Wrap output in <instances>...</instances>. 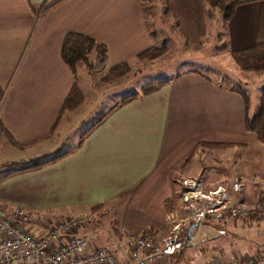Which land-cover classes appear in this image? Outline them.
<instances>
[{"label": "crops", "instance_id": "0c3cea01", "mask_svg": "<svg viewBox=\"0 0 264 264\" xmlns=\"http://www.w3.org/2000/svg\"><path fill=\"white\" fill-rule=\"evenodd\" d=\"M240 1L225 22L219 8L211 7L208 0H0V122L11 137L0 132V148L8 140V151L19 158L0 163L26 162L62 150L60 153L67 154L61 159L36 170H57L59 190L75 196L73 204L71 195L64 197L74 207L71 215L93 214V227L97 217L111 210L120 215L117 209L122 208L127 222L138 223V231L164 222L177 172L194 170L200 158L204 159L203 167L214 157L220 164L229 157L227 162L233 164L238 157L231 158V151L263 144L246 128L242 95L198 70H187L171 80L156 81L166 84L114 111L84 137L80 146L83 134L76 144L65 147L72 129L84 122L99 99L84 106L88 87L78 85V77L88 72L78 67L76 73L72 72L61 57L62 41L72 32L104 44V66L109 71L125 62L138 64L143 60L138 56L161 46L162 33L172 31V27L177 32L205 37L212 28L218 31L221 26L231 56L232 51L264 46V0ZM126 79L120 78V83ZM110 83L103 77L101 88L111 87ZM74 85L83 93V101L73 110L62 111ZM200 144L233 146L201 147L183 168ZM204 150L217 153L212 157ZM222 186L207 188L217 190ZM142 190L147 191L151 203L130 211L126 197ZM86 230L84 234L92 241ZM214 253L225 258L222 249L208 255Z\"/></svg>", "mask_w": 264, "mask_h": 264}, {"label": "rangeland", "instance_id": "374dc122", "mask_svg": "<svg viewBox=\"0 0 264 264\" xmlns=\"http://www.w3.org/2000/svg\"><path fill=\"white\" fill-rule=\"evenodd\" d=\"M147 7L150 8L149 5ZM219 10L220 16H223L220 8ZM154 28H158L155 23ZM171 29L172 31L162 33L163 36L160 37L161 46H166V54L157 58L156 62L140 60L138 64L130 66V72L124 75L128 79L122 84L120 77L110 80L111 87L101 88L102 78L106 77L109 71L104 64H100L95 59L94 53L91 54L95 62L92 70L84 65L78 66L79 71L88 72L86 76L78 77V85L84 83L85 87H88V96H86L88 100L84 106H91L97 98L99 100L98 105L84 122L72 129L65 147L76 144L79 140L78 136L104 117L120 98L140 92L142 86L149 82L171 80L191 69L202 72L222 86L247 92L254 109L257 108L260 92L264 89V71L245 72L238 68L229 55L228 38L223 27L220 26L218 31L212 28L205 37L198 36L197 33L177 32L174 31L175 27ZM7 145L9 141L4 140L0 148V160L18 158V155L14 157V154L8 151ZM204 151L212 157L217 153L215 150ZM60 152L62 150L58 149L47 156L52 157ZM231 152L233 153L230 155L231 158L242 157V154L243 158H237L238 161L234 160V163L230 164L227 162L229 158L227 157L225 162L220 164L214 157L205 161V167H203L204 159L200 158L194 163L196 166L194 170L185 168L175 174L174 191L167 201L168 211L164 222L138 231L136 227L139 226L138 223L130 224L127 222L129 218L124 217L123 209L115 208L120 215L112 213L110 209L111 211L97 217L96 224L86 230V233H89L96 246L106 248L120 258H124L132 248L133 237L151 233L156 238L163 239L176 224H181V227L185 228L195 223L188 219L196 217L201 209L215 205H225L229 208L240 203L252 209L264 208L261 202L264 199V145L249 146L247 149L237 148ZM222 153L226 156L228 154V152H218V155H223ZM51 170L53 169L27 170L0 180V203L6 207L19 206L26 209L33 215L34 222L39 224V229L60 218L73 216L71 214L74 207L70 206L67 197L66 203L64 197L71 195L73 204L75 196L73 193L59 190L57 170L55 172ZM4 172L0 170V176ZM186 177L191 179L186 180ZM218 184L223 186L218 187L217 190L207 188H216ZM205 194L210 195L208 200L202 198ZM147 196V191L142 190L126 197L129 210L133 212L136 208L151 203L147 200ZM199 225L201 228L198 230L196 227L192 232L189 241L192 244L181 255L170 258L164 264H226L235 257L242 262L258 261L264 264V215L260 214L258 218L225 217L221 220L208 217ZM220 249L225 256L224 259H220L215 253L208 255Z\"/></svg>", "mask_w": 264, "mask_h": 264}, {"label": "built area", "instance_id": "2783aa9c", "mask_svg": "<svg viewBox=\"0 0 264 264\" xmlns=\"http://www.w3.org/2000/svg\"><path fill=\"white\" fill-rule=\"evenodd\" d=\"M203 196L207 200L210 197L209 194ZM259 213L264 215V209H252L244 203L229 208L215 205L199 210L196 217L188 220L201 223L208 217L219 220L252 218ZM94 221L93 214L71 216L39 229V224L26 209L0 204V264H164L191 240L186 234L188 226L183 228L176 224L163 239L151 233L133 237L129 254L120 258L116 253L96 246L84 234ZM227 262L260 264L258 261L242 262L236 257Z\"/></svg>", "mask_w": 264, "mask_h": 264}, {"label": "trees", "instance_id": "16d2710c", "mask_svg": "<svg viewBox=\"0 0 264 264\" xmlns=\"http://www.w3.org/2000/svg\"><path fill=\"white\" fill-rule=\"evenodd\" d=\"M145 3L152 2V0H144ZM209 4L213 8H220L225 22L230 20L234 13L235 7L241 2L240 0H208ZM259 51V52H258ZM95 54V59L104 64L107 58V48L104 44L97 42L93 37L81 33H67L64 36L61 45V57L63 61L70 67L73 73H76L77 67L84 65L89 70H92L95 66L94 60H92L91 54ZM166 54V46H156L141 53L138 58L143 60H155ZM231 57L240 70L245 72H262L264 71V46H259L249 51H232ZM95 60V61H96ZM127 72H130L129 63H121L114 66L109 70L108 75L105 77L107 80H114L123 77ZM166 84L165 81L147 83L145 84L140 93L131 94L129 96L120 99L110 111H108L104 117H102L96 124L89 130H86L80 138L79 145L82 143L84 137L88 135L91 130L103 122L109 115L120 107L132 102L141 95H149L158 91ZM243 97L246 106V128L248 131L255 133L258 140L264 144V89L259 95L258 106L254 109L252 100L247 92H243L236 89ZM83 101V93L74 85L67 95L62 111L73 110ZM0 132H4L8 138H11L7 131H5L3 125L0 122ZM27 144H21V147L27 146ZM230 144H200L195 147L190 156L185 160L183 168H185L197 154L201 147L210 148H224L231 147ZM67 152L56 154L52 157L43 156L32 159L30 161H11L3 162L0 165V170L5 171L0 180L9 177L17 172H23L27 170L39 169L48 164H52L61 159ZM264 206V199L261 200ZM263 208V207H261ZM264 209V208H263ZM260 216V213L258 214ZM258 216V217H259ZM257 215L252 218H258ZM190 246V242L187 243L183 250Z\"/></svg>", "mask_w": 264, "mask_h": 264}, {"label": "water", "instance_id": "95a60500", "mask_svg": "<svg viewBox=\"0 0 264 264\" xmlns=\"http://www.w3.org/2000/svg\"><path fill=\"white\" fill-rule=\"evenodd\" d=\"M198 226H199V223H198V222H195V223H193L192 225H190V226L187 228V232H186V234H187V237H188L189 239L192 238V232H193L194 228H196V227H198Z\"/></svg>", "mask_w": 264, "mask_h": 264}]
</instances>
